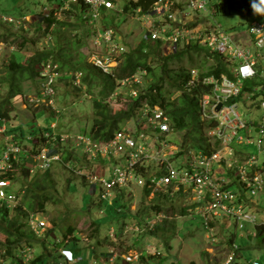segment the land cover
<instances>
[{
    "label": "rangeland",
    "instance_id": "374dc122",
    "mask_svg": "<svg viewBox=\"0 0 264 264\" xmlns=\"http://www.w3.org/2000/svg\"><path fill=\"white\" fill-rule=\"evenodd\" d=\"M58 1L61 0H0V12L10 14L14 19L12 23H4L5 21L1 20L0 14V158L5 142L8 141L11 144L12 140L15 141L21 138L20 132L23 130L24 137L28 141L23 145V150L19 151L17 157L19 164L30 168V170L28 175L20 171L17 172L9 188L18 191L24 182L31 184L30 187L34 189L33 193L45 192L50 195V199L44 204L43 211L32 212L33 210H30L24 202L26 199L25 193L20 194L19 198L12 203L13 205H21L22 209L27 212V216L21 221L27 222V225L25 224L23 228L29 232L21 241L22 247L19 246L15 249V257L17 258L14 261L17 262L19 259L22 262L21 258L24 254L22 250L28 247L31 259L38 254H42V259L37 264H68L65 260L62 262L59 260L60 255L57 252L58 248L63 246L62 244L60 246L58 240H62V232H67V228L70 226L72 231L67 232L65 239L72 244L75 240L71 238L75 235L82 242L79 245L88 242V245L94 243L99 245L98 249L100 251L109 248L108 253L113 252L116 257L115 261L111 260L112 262L109 261L108 264L113 262V264H221L224 256L231 249L226 242H222V238L230 233L233 219L221 217L220 221L229 226L227 230H222L219 227L222 226L221 224L214 231L207 230L203 226L201 216L196 214L195 211L191 213L188 210L187 213L182 214L181 207L186 206L187 209L191 203L188 197L180 194H170L168 200L161 199L156 195L158 189L145 195V186L134 181H128L126 184L120 185L124 187H117L119 192H123V200L126 204L122 212H115L112 203L111 207L102 203V184L100 182L94 183L97 180H102L98 177L103 173L107 179H111L117 158L106 157V159L89 160L87 158L90 157L81 147L82 143L76 141L78 135L89 134L94 118L98 115L92 106L97 88L94 89L95 92L90 94L82 86L78 77V70L68 71V73H76V75L73 78L70 76V79H64L62 78L65 73L64 70L57 71L56 69V73L53 74V82L56 88L55 95L54 93L48 95L41 92L44 91V87H42L43 81L40 83L39 80L40 74L33 79L20 78L23 96L19 97L18 94L8 99L9 82L6 81L5 77L9 61L14 56L17 61L23 62L34 50L56 48L57 43H59L61 48L67 46L71 48L74 54L80 51L86 55L87 60L90 62L98 64L101 59L100 64H103L106 68L120 62V59H114L123 56V54L116 55L115 58L112 54H100L95 51L92 40L88 38V32L92 34L93 30L89 29L87 25L75 30L72 29L75 26H70L69 23L80 22L78 19L80 10L75 11L72 4L59 6L58 11L55 13L57 18L67 22V25H52L49 27L47 34L42 35L38 27L44 28L46 24L42 23L38 13L41 10L44 14L48 13L51 7L58 6ZM254 2L257 7L261 8L260 0H254ZM116 4L119 10H107L108 17L102 23L114 29L118 36V41L115 42L117 46L123 45L126 49L127 47L132 49L141 39L143 31L141 20L137 18L140 14L134 15L132 7L126 0H117ZM228 9L229 11L226 14L217 13L214 16L209 15V18L221 22L233 40L251 46L248 21L251 18L250 12L254 10L252 0H237ZM140 18L145 17L140 16ZM90 27L92 28L91 24ZM56 29L60 31H56ZM61 32L63 38H59L58 34ZM65 41L67 42L65 43ZM101 49H105V46ZM165 49H162L164 53H168ZM56 51L59 52L58 47ZM261 51L264 53V46ZM104 57H108L107 61L102 59ZM211 62L212 59L209 58L208 63ZM156 63L157 60L151 61V64ZM261 64L264 67V58L261 59ZM53 67L57 68L58 64L55 63ZM74 67L71 65V68ZM37 69H39V66H37ZM262 70L264 72V68ZM50 80L51 77L47 79V82ZM149 80H151L150 76H146V73L143 75L138 71L134 77L129 79L128 82H132L131 84L118 81L114 93L106 100L110 102V106L115 110L123 107L125 106L123 98L126 94L135 96L131 89H142ZM246 83L251 85L253 82L248 80ZM134 84H137V86H134ZM38 87L43 95L36 98ZM119 95H122L123 98H119ZM251 103V100L239 101L237 110L242 118L254 124L251 135L252 139L256 141L255 124L260 121L261 110ZM141 114H144L143 109H137L135 116L123 122L121 127H128L130 130H135L137 126L140 128L146 127L144 124L141 125L143 120ZM52 122L56 125L54 129H51L52 131L54 130L57 134L62 135L69 134L66 139L72 140L80 147L75 145L72 148L71 143H67L71 149L70 159H67L69 157L65 155V159L62 158V160L52 162L49 172L53 180L50 183L46 179L42 180L43 170L37 169L35 166L37 161L40 160L36 156V152L46 143L45 139L41 140L39 125L45 128L49 127ZM8 129L11 131L6 132ZM204 132L207 134L206 128ZM241 132L245 134L244 130ZM145 133L151 135V138L146 139L145 143L151 146L150 150H152L153 155L151 156L152 159L147 160L148 162L146 161L145 164L153 169L156 162L152 160L160 156L157 148L158 143H154L157 142L159 132L158 129L148 128ZM35 135L39 137L35 138ZM164 137L167 139V145L162 152L171 155L173 158L175 151L183 141L182 132L173 130ZM34 138L37 140V144L32 149ZM242 141L244 143L240 145L244 149H247L250 153L258 154V161L264 158V154L258 151L255 143L248 145L246 135L243 136ZM58 146V143H54L50 147L57 148ZM45 151H49V149L46 147ZM62 152L63 155L66 154L65 149ZM178 159L179 157L173 158V162L177 163ZM68 160H70L69 165H67ZM1 166L3 164L0 161ZM33 182H39L38 187H35ZM253 197L257 203L254 204L252 210L256 212L257 220L263 222L264 190L257 192ZM157 202L163 204L159 211L152 207ZM35 207L37 208L36 204ZM31 216H34L33 220L30 219ZM154 222L156 223L153 229L157 225V233L151 235L148 233L150 229L148 227L149 224ZM254 228L255 226L246 224L242 232L246 233ZM216 232L219 236H216ZM3 240L4 236L0 233V241L3 242ZM235 241L241 244L245 259H253L256 256L259 257L260 261L264 259V243L261 241L260 236H247L245 234L238 236ZM79 252L80 257L83 259L82 263H84V260L87 263L90 253L87 254V251L81 249ZM127 252L132 253L130 259H126L121 255ZM3 253L4 249L0 246V264H9L12 258L4 260ZM96 257L106 260L98 253ZM31 259L27 264H31Z\"/></svg>",
    "mask_w": 264,
    "mask_h": 264
},
{
    "label": "built area",
    "instance_id": "2783aa9c",
    "mask_svg": "<svg viewBox=\"0 0 264 264\" xmlns=\"http://www.w3.org/2000/svg\"><path fill=\"white\" fill-rule=\"evenodd\" d=\"M126 1L132 7L134 15L140 14L137 18L143 25L142 39L159 43L162 48H166L167 52L175 51L189 43L206 46L210 51L224 56L234 77L222 74L220 77L209 75L199 78L198 68L190 70L191 76L187 85L193 86L197 83L211 85L210 90L200 94L199 97L200 116L208 124L206 127L207 145L206 149L189 147L180 154L178 147L173 156V158L179 157L177 163L173 162L171 155L162 152L167 145L164 135L170 134L173 128L168 115L157 105L145 104L142 108L144 114H141L143 119L141 125L144 124L147 128L137 126L135 130H130L128 127H121L106 142L93 140L89 134L75 137L76 141L82 143L81 147L91 158L87 159L117 158L111 179H107L103 173L98 177L102 180L94 183L102 184V200H108L111 203L112 188L124 187L120 185L128 181L146 185L151 188L150 192L158 189L168 195H183L191 200L187 211L191 213L195 211L199 214L207 230L214 231L220 224L222 226L219 227L222 230H227L229 226L220 221L221 217L233 219L230 233L222 238V242H226L231 249L224 256L221 264H264V259L260 261L258 256L245 259L241 244L235 241L238 236L245 234L256 236L258 225H264V221L259 222L256 212L252 210L254 204L257 203L253 195L264 190V158L258 161V154L250 153L240 145L244 143L242 140L246 135L248 145L255 143L258 151L264 154V72L262 70L264 67L261 64V59L264 58V53L261 51L264 46V12L253 10L249 14L251 18L248 21V34L251 36L252 43L249 46L233 40L221 22L209 18V15L214 16L217 13L226 14L229 11L228 8L232 7L237 0ZM77 2L83 5L80 9L81 18L89 29L93 30L92 34L88 32V38L92 40L95 51L100 54H112L115 58L116 55L123 54L114 59L121 61L130 49L128 47L126 49L123 45L117 46L115 42L118 41V36L114 29L102 23L108 17L107 10H119L117 0H63L64 5ZM261 8H264V5H261ZM0 14L1 20L14 22L12 15ZM140 16L145 18L141 19ZM103 46L105 49H101ZM107 58L102 59L105 61ZM100 63L98 64L107 69ZM54 64L48 59L39 65L38 74H40V83L43 81L44 91H41L43 94L52 95L54 93L55 95L53 74L56 73L57 68L53 67ZM138 71L143 75L146 73L145 70ZM80 74L81 72L78 75L79 79ZM135 74L122 79V83H127ZM49 77L51 80L47 82ZM248 80H252L253 83L247 85ZM131 90L137 95L136 89ZM41 92L39 88V93L35 94V97L42 96ZM246 100H251V104L261 110L260 121L255 124L256 141L251 135L254 124L242 118L237 110L238 102ZM50 125L52 129L56 127L53 122ZM148 128L158 129L157 142L154 143H158L160 156L152 160L156 162H154L155 168L144 178L136 173V169L142 165L147 166L145 162L153 156L151 146L145 143L146 139L151 138V135L145 133ZM242 130L245 134L241 132ZM54 132V130L44 132L46 143L36 154L40 160L37 161L35 168L46 169L53 161L60 159V154L53 153V148L48 143L53 144V141L65 140L69 134L62 135ZM66 142H70L72 148L75 145L80 147L72 140L66 139ZM46 147L49 151H45ZM20 150L23 148L18 142L14 140L11 144L8 141L5 142L0 158L3 164L0 171L7 169L12 164V160H18L17 155ZM11 183L12 180L9 178L0 179V203L2 205L6 203L10 206L16 201L15 194L6 190ZM30 219L33 220L34 216ZM155 223L149 224L148 228H152ZM246 224L253 225L255 228L244 233L242 230ZM216 236L219 234L217 233ZM59 251L66 262H77L81 259L74 254L72 249L61 247ZM22 252L24 253L21 258L22 264L29 263L31 258L28 247ZM131 255L132 253L127 252L122 256L130 259ZM111 260H114L113 254L108 257V262H112ZM92 264L105 263L99 259L93 261Z\"/></svg>",
    "mask_w": 264,
    "mask_h": 264
},
{
    "label": "trees",
    "instance_id": "16d2710c",
    "mask_svg": "<svg viewBox=\"0 0 264 264\" xmlns=\"http://www.w3.org/2000/svg\"><path fill=\"white\" fill-rule=\"evenodd\" d=\"M71 4L72 6H74L75 11H79L83 7L80 2ZM57 5V7L52 5L53 7H51L49 12L46 14H44L42 10L38 13L42 23L46 24L44 28L38 27L42 35L44 33L47 34L49 27L52 25H67V22H64L62 19L57 18L55 14L58 11V7L63 6L64 3L61 0L58 1ZM132 5L135 6L136 4ZM144 6H146V4H144ZM78 15V19L80 20V22L69 23L70 26H75L72 27V29L74 30L86 25L85 21L80 16V11ZM56 31L60 30L56 29ZM58 35L59 38H63L62 32ZM67 41H65V43ZM57 45L56 46L58 47L59 52L56 51L57 47H52L49 49L40 48L34 50L23 62L17 61L15 56L10 59L7 66V74L5 77L6 81L9 82L8 99H11V97L18 94L19 97H22L23 92L20 86V78L33 79L38 75L37 66H39L42 61L50 59L53 63L58 64L57 71L64 70L65 73L63 74L62 78L70 79V76L73 78L75 73L71 74L68 73V71L78 70L79 72H81V83L90 94L95 92L94 89L97 88V92L95 94V97L93 98L92 106L95 110V113L98 115L94 118L91 130L89 132V136H91L93 140H96L98 142L108 141L112 137L114 132L117 129L121 128V124L123 122L135 116L136 110L139 108L141 110L144 107V104H147L150 106L157 105L161 107L168 115L173 130L182 132L183 141H181L180 143L178 152L179 154L184 153L189 147H199L206 149L205 146L207 145V136L204 132V129L208 124L206 121L201 119L199 97L200 94L208 92L211 85L197 83L193 86H189L187 85V83L190 79V70L192 68H198L199 78L209 75L220 77V75L222 74L233 78L234 76L231 70L228 68L227 61L225 60L223 55L212 52L206 46L198 43L185 44L184 46L177 48L175 51L164 53V51L162 50L163 48L159 43L145 41L141 38L138 41L137 45L130 49V51L125 54V56L118 64L105 69L99 64L88 61L86 55H84L80 51H76L77 53L74 54V52L71 51V48H69L68 46L61 48L59 43H57ZM209 58L212 59L211 63H208ZM153 60H157V63L151 64V61ZM184 60L187 61L183 62ZM71 65L75 67L71 68ZM138 70H145L146 76H150L151 80L147 82L144 88H137V95L135 96L126 94L125 98H123L122 95H119V98H123L125 100V106L117 108L116 110L113 109L110 106V102L106 100L107 97L111 96L114 93L118 81L134 75ZM134 86H137V84H134ZM78 87L82 88V86ZM36 93H39V87ZM51 129V125L45 128L39 125L41 140L45 139L44 132L47 130L51 131ZM9 131L11 130L8 129L6 132ZM20 133L21 138L16 139L15 141L18 142L23 148V145H25L28 140L25 139L23 130H21ZM36 137L39 136L35 135V138ZM35 138L33 139L34 144L32 146V149L37 144V140ZM54 143L59 144L57 148H53V153L60 154L59 160H62V158L65 159L67 155L69 157L71 149L69 148V145H67L68 142H66V139L53 141V144ZM48 145L51 146L52 144L48 143ZM62 148L65 149L66 152V154L64 153V155L62 152ZM38 152L39 150L36 152V154ZM67 159H70V157ZM18 164V160H12V164L7 169H2L0 171V179L9 178L13 180V178L16 176V173H19V171L25 175H28L30 168ZM49 169V167L46 169H42V180L46 179V181L52 183L53 179L51 178ZM151 170L152 168L149 165H142L140 168L138 167L136 169V173L146 178ZM33 183L35 184V187H38L39 182ZM30 185L31 184H26L23 182L21 188L18 191L11 190L9 188L11 185L7 186L6 190L7 192L14 193L16 199L19 198L20 194L25 193L26 199L24 202L27 207L30 210H33L32 212L43 211L44 204L50 199V195L46 194L45 192L33 193L34 189L31 188ZM144 186V192L145 195H147L150 192L151 188L147 187L146 185ZM117 189V187L112 188L113 194L111 203L115 207V212L119 213V211L122 212V209L124 208V206H126V204L123 200V192H119ZM156 195L161 199H169L168 194L164 192L158 191ZM102 203L109 205L110 207L112 206L111 203L107 204L109 203L108 200H102ZM35 204L37 208L35 207ZM12 205L7 206L6 203H3V205L0 206V233H2L4 236L3 242L0 241V246L4 249V253L2 254L4 260L7 258H12L9 264H22L21 260L18 259V261L15 262L14 259L17 258L15 257V249L21 246L22 239L27 236V233H29L25 230V228H23L25 224L27 225V222L21 221V219L27 216V212L22 209L21 205ZM162 205L163 204L157 202L153 204L152 207L153 209H157V211H159ZM180 210L182 214L187 213L186 206L181 207ZM153 227L149 229L148 233L151 235H156V228H158V226L156 225L154 229ZM70 231H72V227L68 226L67 232ZM67 232H62L63 238L62 240L58 241L60 245L69 244V241L65 239ZM257 236H260L261 241H263L264 243L263 224L258 225ZM71 239L75 241L74 243L70 244L72 246H76V252H78L77 245L80 242V238L74 235ZM74 254L76 255V253ZM111 254L114 255L113 252L109 253V255ZM96 255L97 253L94 256ZM115 257L116 255H114L113 261H115ZM41 259L42 254H38L31 259V264H37ZM99 259L98 257H96L95 260ZM105 259V261L102 260V263L108 264V258ZM77 262L67 263L75 264Z\"/></svg>",
    "mask_w": 264,
    "mask_h": 264
},
{
    "label": "crops",
    "instance_id": "0c3cea01",
    "mask_svg": "<svg viewBox=\"0 0 264 264\" xmlns=\"http://www.w3.org/2000/svg\"><path fill=\"white\" fill-rule=\"evenodd\" d=\"M82 242H80L79 244H81ZM77 245V251L78 252H76V246H72L70 243L69 244H67V245H64V246H66V248H69V249H72L73 250V252L74 253H76V256H78V257H80V248H82L81 250H85V251H87V254L88 253H90V255H89V258L87 259V263H86V261L84 260V263H82V261H83V259H81L79 262H77V263H75V264H92L93 263V260H95L96 259V256H94L96 253H98V254H101V256H102V258L103 259H105V258H107V257H109L110 255H109V253H108V249H106L105 251H100L99 249H98V247H99V245H96L95 243L94 244H91V245H88L89 243L88 242H85L84 243V245L82 244V245ZM93 245V246H92ZM61 246V245H60ZM64 246H61V247H64ZM60 247V248H61ZM75 247V248H74ZM101 247V246H100ZM60 248H58V255H60L61 253L59 252V249ZM94 248H97V249H94ZM123 254H125V253H122L121 255H123ZM116 255V254H115ZM100 258V257H99ZM59 260L62 262L63 260H65V258L62 256V255H60V258H59Z\"/></svg>",
    "mask_w": 264,
    "mask_h": 264
},
{
    "label": "clouds",
    "instance_id": "9594fccd",
    "mask_svg": "<svg viewBox=\"0 0 264 264\" xmlns=\"http://www.w3.org/2000/svg\"><path fill=\"white\" fill-rule=\"evenodd\" d=\"M260 4L264 5V0H260ZM252 7H253L255 12H264V8L257 7L254 0H252Z\"/></svg>",
    "mask_w": 264,
    "mask_h": 264
}]
</instances>
